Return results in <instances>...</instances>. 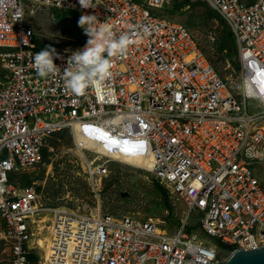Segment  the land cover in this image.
Wrapping results in <instances>:
<instances>
[{"label":"built area","instance_id":"2783aa9c","mask_svg":"<svg viewBox=\"0 0 264 264\" xmlns=\"http://www.w3.org/2000/svg\"><path fill=\"white\" fill-rule=\"evenodd\" d=\"M175 0H0V238L5 264H217L215 244L233 252L264 245V0H205L230 25L239 58L237 91L182 22L156 12ZM45 6L94 14L116 36L132 39L112 57L102 91L75 94L63 69L39 77L40 51L29 11ZM77 47L81 48L87 40ZM67 49L57 50L66 65ZM62 129L90 179L111 161L154 175L188 212L175 231L158 220L118 216L86 206L47 207L35 183L16 175L44 162L49 138ZM149 164L147 167L145 164ZM49 216V255L41 230Z\"/></svg>","mask_w":264,"mask_h":264},{"label":"rangeland","instance_id":"374dc122","mask_svg":"<svg viewBox=\"0 0 264 264\" xmlns=\"http://www.w3.org/2000/svg\"><path fill=\"white\" fill-rule=\"evenodd\" d=\"M184 3H188L184 5ZM156 12L167 14L184 23L200 41L212 64L237 88L239 72L228 54L226 42L232 45L226 24L214 17V10L205 0H175ZM216 12V11H215ZM218 13V12H216ZM219 14V13H218ZM38 39L43 46L52 45L57 50L73 49L78 46L80 37L73 33L71 15L66 11L45 6L32 7L29 11ZM237 47V46H236ZM239 65V64H238ZM5 80V71L0 62V89ZM73 137L68 129H62L49 138L44 162L20 171L16 178L21 183L30 181L39 188L40 196L47 207L58 205L70 208L86 206L93 211L101 209L115 215H129L139 219L152 218L168 231H175L185 218L188 207L186 203L173 196L166 187L164 193L157 187L154 175L138 169L130 163L111 161L112 171L102 180L93 181L85 171V164L73 149ZM256 174L264 185V164L258 165ZM46 213L45 225L40 235H49V216ZM199 214L190 215L187 230L196 233L204 241L215 244L219 254L226 258L229 249L221 247L216 239L206 234L198 223ZM1 227V219H0ZM6 252L0 238V264H5Z\"/></svg>","mask_w":264,"mask_h":264},{"label":"clouds","instance_id":"9594fccd","mask_svg":"<svg viewBox=\"0 0 264 264\" xmlns=\"http://www.w3.org/2000/svg\"><path fill=\"white\" fill-rule=\"evenodd\" d=\"M84 8H90V0H79ZM78 26L88 37L86 43L75 50L67 49L70 55L66 65L60 67L55 60L64 59L52 45H47L32 57V67L39 77H48L63 69V85L75 94L86 90L102 91L112 72V57L123 55L132 39L127 33L116 36L107 22H98L94 14L84 13Z\"/></svg>","mask_w":264,"mask_h":264},{"label":"trees","instance_id":"16d2710c","mask_svg":"<svg viewBox=\"0 0 264 264\" xmlns=\"http://www.w3.org/2000/svg\"><path fill=\"white\" fill-rule=\"evenodd\" d=\"M188 3H184V5H187ZM66 13L67 14H70L71 15V25H72V29H73V33L75 34V35H78L79 37H80V41H79V43H78V45H80V44H82L83 42H84V40L86 39V34L83 32V30L78 26V23H77V21H78V19H79V13L78 12H76V11H66ZM214 17H216L217 19H219L221 22H223V23H225L226 24V21H225V19L220 15V14H218V13H216L215 11H214ZM229 37L231 38V40H232V45H229L227 42H226V44H225V46L227 47V50H228V54H230V56H231V58L232 57H236L237 58V61H234V63H235V65H236V67H239V58H238V52H237V47H236V42H235V39H234V37H233V33H232V30H230L229 31ZM37 42H38V48L39 49H42V48H44L45 46H43L42 45V42L39 40V39H37ZM48 152H47V150L45 149L44 150V154L46 155ZM26 183H31L30 181H27ZM156 185H157V187L164 193V195L167 193V191H166V189H164L163 187H162V185L158 182V181H156ZM38 190H39V188H38ZM221 247H224V248H226V249H229L230 247H228V246H226V245H224V244H222V243H218Z\"/></svg>","mask_w":264,"mask_h":264},{"label":"water","instance_id":"95a60500","mask_svg":"<svg viewBox=\"0 0 264 264\" xmlns=\"http://www.w3.org/2000/svg\"><path fill=\"white\" fill-rule=\"evenodd\" d=\"M217 264H264V245L254 249L239 247Z\"/></svg>","mask_w":264,"mask_h":264},{"label":"bare ground","instance_id":"6f19581e","mask_svg":"<svg viewBox=\"0 0 264 264\" xmlns=\"http://www.w3.org/2000/svg\"><path fill=\"white\" fill-rule=\"evenodd\" d=\"M147 167H150V165L147 163L145 164ZM42 245H44L45 254L49 255V236L47 235L45 239H41Z\"/></svg>","mask_w":264,"mask_h":264}]
</instances>
